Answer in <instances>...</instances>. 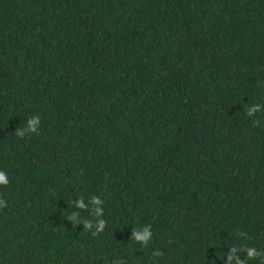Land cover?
Wrapping results in <instances>:
<instances>
[{
  "label": "trees",
  "instance_id": "16d2710c",
  "mask_svg": "<svg viewBox=\"0 0 264 264\" xmlns=\"http://www.w3.org/2000/svg\"><path fill=\"white\" fill-rule=\"evenodd\" d=\"M0 172V264H264V0H0Z\"/></svg>",
  "mask_w": 264,
  "mask_h": 264
},
{
  "label": "clouds",
  "instance_id": "9594fccd",
  "mask_svg": "<svg viewBox=\"0 0 264 264\" xmlns=\"http://www.w3.org/2000/svg\"><path fill=\"white\" fill-rule=\"evenodd\" d=\"M258 108H259V106L252 107L251 109H249L248 114L249 115L254 114L258 110ZM39 124H40L39 117H35L34 119L29 120L28 121V130L37 131ZM8 182L9 181H8L7 174L5 172H0V184L6 185V184H8ZM149 234H150V230L148 228H146L144 235L143 236H137L135 234V239L140 240V241H144ZM249 251L251 254L250 257L257 255V252L255 249H250Z\"/></svg>",
  "mask_w": 264,
  "mask_h": 264
}]
</instances>
